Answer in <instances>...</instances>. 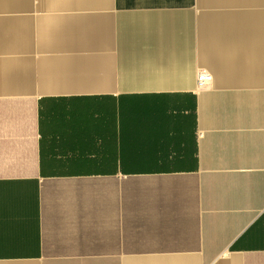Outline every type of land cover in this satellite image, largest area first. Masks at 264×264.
<instances>
[{
  "label": "crops",
  "instance_id": "obj_1",
  "mask_svg": "<svg viewBox=\"0 0 264 264\" xmlns=\"http://www.w3.org/2000/svg\"><path fill=\"white\" fill-rule=\"evenodd\" d=\"M0 264H264V0H0Z\"/></svg>",
  "mask_w": 264,
  "mask_h": 264
},
{
  "label": "built area",
  "instance_id": "obj_2",
  "mask_svg": "<svg viewBox=\"0 0 264 264\" xmlns=\"http://www.w3.org/2000/svg\"><path fill=\"white\" fill-rule=\"evenodd\" d=\"M213 75L206 70H200L197 74V84L199 89H208L212 84Z\"/></svg>",
  "mask_w": 264,
  "mask_h": 264
}]
</instances>
